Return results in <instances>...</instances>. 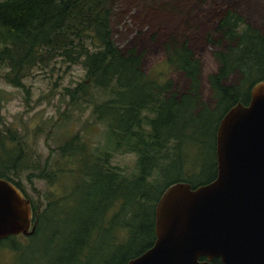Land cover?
I'll list each match as a JSON object with an SVG mask.
<instances>
[{"label": "trees", "instance_id": "16d2710c", "mask_svg": "<svg viewBox=\"0 0 264 264\" xmlns=\"http://www.w3.org/2000/svg\"><path fill=\"white\" fill-rule=\"evenodd\" d=\"M114 5V0H0L2 78L25 87L24 79L36 67L58 59L68 67L82 64L84 78L66 86L65 95L72 102L93 103L94 114L107 126V141L98 152L79 133L58 148L69 155L68 164L77 162L76 169L57 172L65 174L60 180L64 189L74 181L73 193L45 208L41 200L35 204L20 180L27 164L35 170L41 166L34 150L26 148L12 126L0 131V178L23 189L38 219L34 234L10 235L0 245L22 255L45 223L56 230V222L69 217L74 191L81 192L84 206L93 204L91 217L66 232L71 245L62 241L59 227L51 244L58 255H46L35 264H88L96 243L110 250L99 264H126L151 247L155 210L165 189L178 181L196 187L215 179L220 120L237 103L248 104L252 87L264 79V31L234 8L221 11L206 34L218 67L208 75L211 96L205 100L201 60L187 35L173 33L163 43L168 64L188 79L187 89L178 92L172 78L145 70L143 54L135 46L123 50L115 42ZM185 26L194 28L189 18ZM117 153L136 154L135 169L115 165ZM193 154L198 156L195 160ZM47 169L48 162L28 179L35 174L53 178ZM20 236L31 240L24 246ZM212 264L222 263L216 258Z\"/></svg>", "mask_w": 264, "mask_h": 264}, {"label": "rangeland", "instance_id": "374dc122", "mask_svg": "<svg viewBox=\"0 0 264 264\" xmlns=\"http://www.w3.org/2000/svg\"><path fill=\"white\" fill-rule=\"evenodd\" d=\"M114 3L112 20L115 42L123 50L135 46L143 54L145 70L155 76L172 78L178 92L187 89L188 79L168 64L163 43L173 33L187 35L191 47L201 60L205 100H209L211 96L208 75L218 67L212 55L213 47L206 40V34L214 28L216 16L228 7L234 8L253 26L264 31V0H114ZM188 18L194 24L193 29L185 26ZM85 74L86 69L82 64L68 67L58 59L46 67H36L24 79L25 87H15L6 82L0 72V131L12 126L22 136L26 148L34 150L33 157L41 166L35 170L32 163L27 164L26 168L20 170V180L35 204L42 201V208L49 202L62 201L66 193H73L74 181L64 189L60 180L65 174L57 172L71 169L70 167L76 169L77 162L68 164L69 155L62 154L58 148L77 133L95 152L107 141V126L94 114L93 103L84 99L72 102L65 95L64 88L75 86ZM8 145L13 143L9 142ZM192 157L195 160L198 156L193 154ZM136 160L137 155L134 153H117L113 163L131 171L135 169ZM46 162L47 171L53 178H40L34 173L36 177L28 179L30 172L39 173ZM80 193L74 191L70 201L75 205L69 217L56 222V230L52 229L51 224L45 223V229L32 240L25 236L19 237L24 246L31 240L22 255L18 256L9 245H0V264H35L46 258V255L48 258H56V245L51 244L57 239L59 227L63 229L60 231L62 241L71 245L66 232L69 233V229L77 226L83 218L91 217L93 209L92 203L87 206L82 204ZM105 247L96 243L95 248L90 251L88 264H99L107 259L110 250Z\"/></svg>", "mask_w": 264, "mask_h": 264}, {"label": "water", "instance_id": "95a60500", "mask_svg": "<svg viewBox=\"0 0 264 264\" xmlns=\"http://www.w3.org/2000/svg\"><path fill=\"white\" fill-rule=\"evenodd\" d=\"M217 175L193 187L169 185L155 210V241L126 264H264V79L216 133ZM31 200L0 178V240L35 233Z\"/></svg>", "mask_w": 264, "mask_h": 264}]
</instances>
